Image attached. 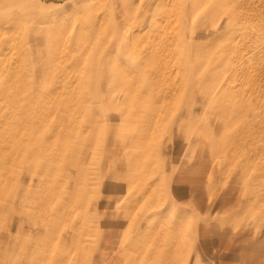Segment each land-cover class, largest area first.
I'll use <instances>...</instances> for the list:
<instances>
[{"label": "rangeland", "instance_id": "obj_1", "mask_svg": "<svg viewBox=\"0 0 264 264\" xmlns=\"http://www.w3.org/2000/svg\"><path fill=\"white\" fill-rule=\"evenodd\" d=\"M0 264H264V0H0Z\"/></svg>", "mask_w": 264, "mask_h": 264}]
</instances>
